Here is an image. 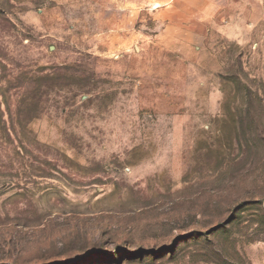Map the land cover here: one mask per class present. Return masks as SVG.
Listing matches in <instances>:
<instances>
[{
	"label": "rangeland",
	"instance_id": "rangeland-1",
	"mask_svg": "<svg viewBox=\"0 0 264 264\" xmlns=\"http://www.w3.org/2000/svg\"><path fill=\"white\" fill-rule=\"evenodd\" d=\"M0 264H264V0H0Z\"/></svg>",
	"mask_w": 264,
	"mask_h": 264
},
{
	"label": "bare ground",
	"instance_id": "bare-ground-1",
	"mask_svg": "<svg viewBox=\"0 0 264 264\" xmlns=\"http://www.w3.org/2000/svg\"><path fill=\"white\" fill-rule=\"evenodd\" d=\"M159 7H160L159 5H156V6H155V9H157V8H159Z\"/></svg>",
	"mask_w": 264,
	"mask_h": 264
}]
</instances>
